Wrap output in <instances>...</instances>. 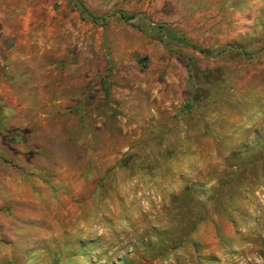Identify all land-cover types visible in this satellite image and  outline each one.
<instances>
[{"label":"rangeland","instance_id":"1","mask_svg":"<svg viewBox=\"0 0 264 264\" xmlns=\"http://www.w3.org/2000/svg\"><path fill=\"white\" fill-rule=\"evenodd\" d=\"M0 264H264V0H0Z\"/></svg>","mask_w":264,"mask_h":264},{"label":"trees","instance_id":"2","mask_svg":"<svg viewBox=\"0 0 264 264\" xmlns=\"http://www.w3.org/2000/svg\"><path fill=\"white\" fill-rule=\"evenodd\" d=\"M83 10L86 12V13H88L87 12V10L85 9V8H83ZM90 15V14H89ZM91 16V15H90ZM92 17V16H91ZM121 19H123V20H127L128 18H126V16L124 15V14H121ZM160 28L162 29L163 27H161L160 26ZM168 35H169V38L171 39V40H176V41H179L177 38H175V36H173V34H171L170 32H168L167 33Z\"/></svg>","mask_w":264,"mask_h":264}]
</instances>
